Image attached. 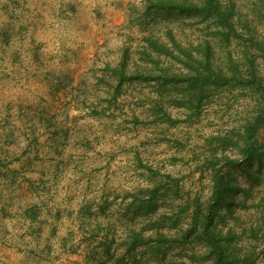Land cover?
Returning a JSON list of instances; mask_svg holds the SVG:
<instances>
[{
	"label": "rangeland",
	"instance_id": "374dc122",
	"mask_svg": "<svg viewBox=\"0 0 264 264\" xmlns=\"http://www.w3.org/2000/svg\"><path fill=\"white\" fill-rule=\"evenodd\" d=\"M233 1L236 18L264 40V0ZM142 9L143 0H0V264H88L104 236L120 243L129 224H143L124 215L127 193L161 173L179 179L164 198L187 202L180 220H189L194 198L208 196L212 176L203 160L216 144L208 138L234 133L258 103L238 89L215 90L197 116L167 104L177 119L171 123L154 116L152 82L124 80L116 93L109 68L124 50L132 67L142 36L163 31L159 23L139 24ZM168 20L177 39L208 37L222 57L231 50L239 59L247 45L241 37L219 47L196 18ZM258 139L264 141V128ZM106 199L101 213L96 207ZM251 211L241 219L254 217ZM262 233L257 264L264 262V226ZM177 250L170 249L168 264H177Z\"/></svg>",
	"mask_w": 264,
	"mask_h": 264
},
{
	"label": "trees",
	"instance_id": "16d2710c",
	"mask_svg": "<svg viewBox=\"0 0 264 264\" xmlns=\"http://www.w3.org/2000/svg\"><path fill=\"white\" fill-rule=\"evenodd\" d=\"M175 16L204 23L218 39L219 47L229 46L232 39L241 37L247 45L235 59L231 50L225 57L214 52L208 37L195 42L179 40L168 27V19ZM138 18L139 24L147 26L151 23L157 27L159 23L163 31L159 36L155 30L142 36L138 61H132V67L124 50L118 63L109 68L116 78V93L124 80L152 82L158 96L151 106L154 116H163L171 123L177 119L167 113V104L183 108L190 112L188 116H197L215 90L234 88L254 94L258 104L243 117L234 133L208 138L216 141L203 160V167L212 176L210 191L204 201L192 200L188 221L179 217V212L187 214V202L181 206L164 198L167 190L175 192L178 188V177L161 173L135 193H127L132 197L125 204L124 215L129 214L130 222L142 218L143 224H129L120 243L112 245L113 238L104 236L99 242V256H88V264H103L100 257L108 264H168L174 246L178 247L177 264H185L184 256L187 264H257L264 226V141L258 139L264 128V74L260 72L264 66V40L236 18L233 0H143ZM166 94L168 101L163 99ZM225 148L234 149L237 155L224 154ZM237 172L243 175L244 183L238 180ZM108 204L106 199L96 208L104 213ZM164 205L171 208V213L159 212ZM247 209L256 215L241 219V212ZM25 217L36 220L35 211L25 209Z\"/></svg>",
	"mask_w": 264,
	"mask_h": 264
}]
</instances>
